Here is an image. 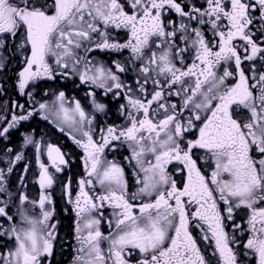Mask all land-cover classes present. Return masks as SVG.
I'll list each match as a JSON object with an SVG mask.
<instances>
[{
    "label": "snow or ice",
    "instance_id": "obj_1",
    "mask_svg": "<svg viewBox=\"0 0 264 264\" xmlns=\"http://www.w3.org/2000/svg\"><path fill=\"white\" fill-rule=\"evenodd\" d=\"M205 4L0 0V34L15 37L23 32L20 47L30 46L19 73L22 94L30 81L54 77L49 57L65 69L67 61L75 69L83 60L81 81L108 92L115 89L116 95L125 90L127 103L121 105L125 126L101 129L99 141L93 139L91 130L83 131V125L92 121L80 103L70 114L63 107L64 93H59L57 115L80 131L83 138L73 139L84 150L88 177L94 176L103 189L93 196L85 190L92 179L79 181L75 264H212L190 231L191 222L200 239L214 241L211 255L218 254L216 264H238V255L249 254L254 264H264V0H205ZM172 13L179 16V23L169 18ZM112 28L127 30L128 39L110 41ZM81 48L86 52L130 50L131 60L140 62L135 88L103 65L89 69L90 61L78 55ZM190 50L193 55L188 62ZM245 62H250L247 67L242 66ZM113 63L125 71L119 62ZM88 71L94 74L89 76ZM94 107L102 112L105 105L94 102ZM39 109L47 110L48 105L41 103ZM31 115H14L0 134ZM120 140L131 150L137 183L142 185L131 194L124 169L102 159L105 148ZM25 142L33 140L29 136ZM198 151L205 156H196ZM47 155L56 170L62 171L67 161L60 149L49 144ZM200 159L212 162L210 174L202 171ZM173 164L175 174L168 170ZM40 169L44 189L53 184V177L43 163ZM176 175L184 179L178 183ZM3 181L0 170V192L5 191ZM144 197L149 198L147 202ZM138 198L141 202L135 203ZM47 201L49 196L42 193L41 219L22 214L27 227L13 224L5 232L14 239V246L0 252V264H42V258L52 254L55 225L47 224L52 216L44 210ZM105 202L113 209L108 235L100 230ZM237 210L246 213V227L236 222ZM0 216L12 220L6 207H0ZM228 227L233 233L245 232L246 242L230 236ZM234 246L243 251L238 253Z\"/></svg>",
    "mask_w": 264,
    "mask_h": 264
},
{
    "label": "flooded vegetation",
    "instance_id": "obj_2",
    "mask_svg": "<svg viewBox=\"0 0 264 264\" xmlns=\"http://www.w3.org/2000/svg\"><path fill=\"white\" fill-rule=\"evenodd\" d=\"M178 3H186L189 6L195 4L197 7L206 6L205 0H177ZM188 10L187 8L185 9ZM179 23V16L175 13L169 17ZM193 26H195L193 24ZM255 30V29H254ZM110 41L123 43L128 39V32L125 29L109 30ZM207 38H211V33H206ZM24 33L17 36L0 34V41H3V48L0 50V133L3 129L12 123V117L15 115L31 116L26 120H20L13 127L9 128L7 133L0 134V170L4 174L5 191L0 192V207H6V212L12 217L7 220L0 216V252H6L14 246V239L5 235V232L14 224L17 228L27 227L22 220V214L33 219L42 218V209L39 206L41 194L49 196V201L45 203V209L52 212V216L47 224L55 225L53 240V249L50 256L42 258V264H75V257L78 255L77 249L79 242L77 240L76 225L77 216L75 212V198L79 193V181L81 179L91 178L93 184L86 185V191L90 195H99L103 192L102 187L96 182V178L88 177L84 166V150L75 143L76 139H82L80 131L76 130L71 124L65 123L61 115H57L61 101L58 99L59 93H64L63 107L69 109L71 114L75 109L76 102L80 103L87 118L92 121L91 125L85 123L83 131L91 130L93 139L99 141L101 129H107L109 126L122 128L126 124V117L121 112V105L127 103L125 90H120L116 95V90L108 92L105 88L97 87L91 82L81 81L80 75L85 72V64L82 62L73 68L72 61H67L68 68L55 64V58L49 57L48 63L54 70V77H40L30 81L26 86L24 93L19 90V73L25 67V58L30 55V46L23 48ZM237 43H242L237 41ZM90 46V45H86ZM183 47V44H181ZM80 57L86 58L90 63L89 69L103 65L106 69H111L125 85L135 88V82L139 75V61L131 60V52L128 49L122 50H102L93 49L86 52L84 48L77 50ZM193 53L191 50L186 54L188 62L191 61ZM114 61L119 62L124 68L120 72L115 68ZM64 62H62L63 64ZM250 62H245L244 67ZM89 76L93 71H88ZM234 81L230 80L229 83ZM151 90V89H149ZM29 93L31 95H29ZM94 102L105 105L104 111H97ZM173 102H176L175 99ZM44 103L48 109L41 111L39 105ZM22 105L23 107H19ZM45 116L48 118L45 119ZM61 128L64 130L61 131ZM31 137L33 143H26L25 138ZM37 144L40 151L37 152ZM52 144L58 147L67 161L62 165V171H57L47 155V146ZM21 155L22 159L17 161L15 157ZM196 156L204 157L203 151L196 152ZM131 150L123 140L112 141L105 148L102 159L106 162H115L124 169L125 179L128 183L129 194L136 192L142 185L137 183L138 168L134 160L130 159ZM151 160L152 157L148 156ZM43 163L48 168V173L53 177V184L44 189L40 186V164ZM212 162L205 159L198 160L202 171L210 174L212 168L209 166ZM176 165H169V172L175 174ZM11 168V172L8 169ZM143 173H140L142 176ZM178 181L184 179L183 176L176 175ZM67 186V187H66ZM70 192V195H69ZM27 199L21 201V196ZM144 202L148 197H144ZM138 198L135 203H139ZM103 219L101 220L100 230L104 235H108L112 228L108 221L112 220L113 209L105 202L103 208ZM95 215V213H94ZM236 222L244 225L247 215L243 210H237L235 216ZM190 223V231L197 238V243L201 248L206 259H211L212 264H216L218 254L212 256L214 251V241H204L200 239L199 230ZM114 227V222L113 226ZM48 230H52L49 228ZM229 235L233 234L241 242H246L247 234L237 231L233 233L231 227L226 229ZM86 235V232L84 233ZM103 247H107L105 242ZM237 248L238 253L243 249ZM134 264V262H133ZM238 264H254V258L238 255Z\"/></svg>",
    "mask_w": 264,
    "mask_h": 264
},
{
    "label": "rangeland",
    "instance_id": "obj_3",
    "mask_svg": "<svg viewBox=\"0 0 264 264\" xmlns=\"http://www.w3.org/2000/svg\"><path fill=\"white\" fill-rule=\"evenodd\" d=\"M1 48H3V45L2 44H0V50H1Z\"/></svg>",
    "mask_w": 264,
    "mask_h": 264
}]
</instances>
